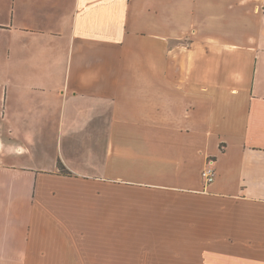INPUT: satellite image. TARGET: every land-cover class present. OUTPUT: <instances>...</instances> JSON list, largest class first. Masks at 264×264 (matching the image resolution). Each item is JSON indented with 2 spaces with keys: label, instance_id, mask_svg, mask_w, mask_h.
Here are the masks:
<instances>
[{
  "label": "crops",
  "instance_id": "obj_1",
  "mask_svg": "<svg viewBox=\"0 0 264 264\" xmlns=\"http://www.w3.org/2000/svg\"><path fill=\"white\" fill-rule=\"evenodd\" d=\"M22 8L0 264H264V0Z\"/></svg>",
  "mask_w": 264,
  "mask_h": 264
},
{
  "label": "rangeland",
  "instance_id": "obj_2",
  "mask_svg": "<svg viewBox=\"0 0 264 264\" xmlns=\"http://www.w3.org/2000/svg\"><path fill=\"white\" fill-rule=\"evenodd\" d=\"M23 6L27 8L28 0H0V128L6 138L16 136V65L30 62L29 41L16 33L20 21L28 23Z\"/></svg>",
  "mask_w": 264,
  "mask_h": 264
},
{
  "label": "built area",
  "instance_id": "obj_3",
  "mask_svg": "<svg viewBox=\"0 0 264 264\" xmlns=\"http://www.w3.org/2000/svg\"><path fill=\"white\" fill-rule=\"evenodd\" d=\"M209 163L202 172V178L206 186L212 185L216 180V170L213 167V163L212 162Z\"/></svg>",
  "mask_w": 264,
  "mask_h": 264
},
{
  "label": "trees",
  "instance_id": "obj_4",
  "mask_svg": "<svg viewBox=\"0 0 264 264\" xmlns=\"http://www.w3.org/2000/svg\"><path fill=\"white\" fill-rule=\"evenodd\" d=\"M62 168V170H64V168L63 167H60V169Z\"/></svg>",
  "mask_w": 264,
  "mask_h": 264
}]
</instances>
